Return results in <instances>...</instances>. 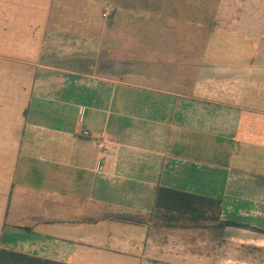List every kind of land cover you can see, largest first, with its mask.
Returning <instances> with one entry per match:
<instances>
[{"label":"crops","instance_id":"crops-1","mask_svg":"<svg viewBox=\"0 0 264 264\" xmlns=\"http://www.w3.org/2000/svg\"><path fill=\"white\" fill-rule=\"evenodd\" d=\"M0 57L38 70L0 126V250L264 264V0H0ZM159 186L220 212L157 210Z\"/></svg>","mask_w":264,"mask_h":264},{"label":"rangeland","instance_id":"rangeland-1","mask_svg":"<svg viewBox=\"0 0 264 264\" xmlns=\"http://www.w3.org/2000/svg\"><path fill=\"white\" fill-rule=\"evenodd\" d=\"M2 54L6 55L4 52ZM37 71L0 57V126H12L15 131H21L26 126L25 112L33 89L28 76ZM49 120L52 121V118ZM26 136L28 139V134ZM12 154L16 158L18 151L15 149Z\"/></svg>","mask_w":264,"mask_h":264},{"label":"trees","instance_id":"trees-1","mask_svg":"<svg viewBox=\"0 0 264 264\" xmlns=\"http://www.w3.org/2000/svg\"><path fill=\"white\" fill-rule=\"evenodd\" d=\"M220 201L212 198L189 194L166 187H157L155 209L162 208H180L181 212L189 214L193 219L197 216L204 217L208 211H212L213 215L220 212ZM217 213V214H218ZM191 218V219H192ZM215 219V216L212 217ZM226 224V223H224ZM0 264H64L46 259L29 256L13 251L0 250Z\"/></svg>","mask_w":264,"mask_h":264},{"label":"built area","instance_id":"built-area-1","mask_svg":"<svg viewBox=\"0 0 264 264\" xmlns=\"http://www.w3.org/2000/svg\"><path fill=\"white\" fill-rule=\"evenodd\" d=\"M113 12H114V8H113V7H106V8L104 9V12H103V17H104V18H107V17H109Z\"/></svg>","mask_w":264,"mask_h":264}]
</instances>
